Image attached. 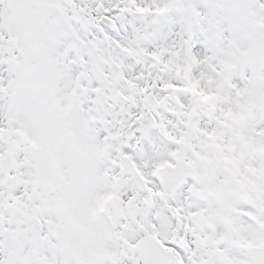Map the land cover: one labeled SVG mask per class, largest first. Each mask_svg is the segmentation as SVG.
Here are the masks:
<instances>
[{
    "label": "snow or ice",
    "instance_id": "6c2138e0",
    "mask_svg": "<svg viewBox=\"0 0 264 264\" xmlns=\"http://www.w3.org/2000/svg\"><path fill=\"white\" fill-rule=\"evenodd\" d=\"M0 264H264V0H0Z\"/></svg>",
    "mask_w": 264,
    "mask_h": 264
}]
</instances>
